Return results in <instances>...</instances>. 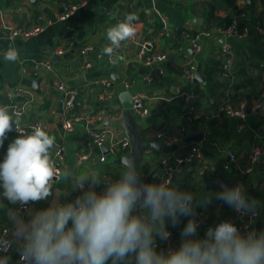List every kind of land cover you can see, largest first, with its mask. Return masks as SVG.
<instances>
[{"label": "crops", "instance_id": "1", "mask_svg": "<svg viewBox=\"0 0 264 264\" xmlns=\"http://www.w3.org/2000/svg\"><path fill=\"white\" fill-rule=\"evenodd\" d=\"M234 4L232 7L227 0H0V105L16 103L23 110L19 125L41 124L56 141L65 144L67 164L63 172L68 171L74 177L83 174L99 178L98 186L90 187L91 181H88L83 190L76 189L70 179L54 182L52 194L32 202L30 214L20 213V203L13 204L4 197L0 181V239H4L7 232L12 240L11 249L5 255L10 258L9 264H23L19 259L24 241H16L13 237L14 219L28 223L37 211L74 202L84 191L101 194L107 183L121 178L124 167L115 166L112 160L130 155L131 149H120L117 156L101 161L103 152L89 146L88 132L92 129L107 131V146L124 137L129 139L122 125L126 109L119 100L124 91L148 100L149 116L141 120L134 115L143 126V141L146 144L158 142V134H163L171 140V145L161 141L173 147L170 154L150 150L144 155L145 167L139 171L143 184L161 182L164 158L187 156L195 149L201 155L198 157L194 153L192 162L184 166L183 173L170 185L193 197V215L178 216L175 226L170 218H165V230L172 234L174 247L178 250L184 239H204L209 228L214 229L222 222L232 223L241 234L243 222L237 210L217 199L224 190L209 185L217 180L218 172H228L229 184L242 187L246 202L250 206L254 204L253 212L257 213L251 231L257 235L264 233V107L259 112L253 110L264 87L261 78L264 37L256 31L258 24L264 25V5L261 0H252L251 4L247 0H234ZM65 5L77 6V10L71 18L61 21L59 16ZM131 13L139 17L133 22L139 44L121 42L116 56L123 59L113 65L102 55V49L109 44L106 30ZM231 19L248 27L250 32L243 39H226L233 48L235 64L233 75L225 77L216 71L225 62L222 31ZM4 24L18 29H31L40 24L44 30L29 39H9L2 30ZM198 34H201L202 51L194 55L190 43ZM70 43L73 48L58 58L53 73L34 69V61L51 58L57 49L68 50ZM142 43L149 44L150 54L166 56L165 61L155 64L154 70L140 63L138 47ZM9 46L19 51L18 61L4 60ZM88 46L94 51L89 57L82 56L81 50ZM86 61L91 62L92 68L84 71L82 67ZM190 64L201 66L202 81L185 77ZM206 71L210 72L209 78L205 77ZM115 74L122 84H116ZM57 80L80 90L77 107H82L84 113H78L87 118L69 133L63 130L58 114L62 94L54 88ZM126 84H130L127 90ZM17 89H22L23 94L10 99L8 93ZM192 92L197 94V99L189 98ZM227 100L235 106L241 103L248 106L245 122L219 112V106ZM191 107H195V112L194 119L190 120ZM100 112H105V116L97 120ZM6 135L0 147V163H3L8 145L20 136L15 125ZM82 153H89L90 158L78 164L77 158ZM230 153L236 163L226 170ZM255 156L256 161L252 163ZM248 168L252 169L251 173L244 175L241 171ZM133 215H147V210L138 207ZM199 217L202 222L196 235L183 237L189 220L197 223ZM154 240L155 251L168 255L166 240L158 235ZM107 264H112L111 259ZM119 264H136L135 254Z\"/></svg>", "mask_w": 264, "mask_h": 264}, {"label": "clouds", "instance_id": "2", "mask_svg": "<svg viewBox=\"0 0 264 264\" xmlns=\"http://www.w3.org/2000/svg\"><path fill=\"white\" fill-rule=\"evenodd\" d=\"M138 19L136 13L127 14L121 22L107 28L109 44L102 49V55L111 64L123 59L116 52L121 42L136 36L133 22ZM4 60L18 61L19 51L9 46ZM14 115L8 106H0V147L13 125L21 132L8 145L0 163L3 195L9 202L28 204L48 198L54 177L57 181L70 179L78 190L85 189L88 181L90 187L98 186V176L61 173L52 158L55 137L41 126L24 133ZM121 164V178L107 183L101 194L84 191L74 202L37 211L28 223L14 219L13 237L24 241L20 254L23 264H107L110 259L112 264H119L130 254H135L136 264H264V233L242 236L230 222L209 228L204 239H184L180 248L168 255L158 254L154 237L169 236L165 218H170L175 226L178 216L193 215V197L170 187V181L141 183L134 158H125ZM221 187L224 191L217 199L237 211L254 210L255 205L246 202L242 187ZM138 207L147 210V215H133ZM197 227L195 221L189 220L182 236L194 237ZM10 247V241L0 239V251L7 252ZM9 259L0 258V264H9Z\"/></svg>", "mask_w": 264, "mask_h": 264}, {"label": "built area", "instance_id": "3", "mask_svg": "<svg viewBox=\"0 0 264 264\" xmlns=\"http://www.w3.org/2000/svg\"><path fill=\"white\" fill-rule=\"evenodd\" d=\"M180 1V0H179ZM77 10V6H71V5H65L63 7V12L59 16V19L61 21H65L69 18H71L75 11ZM3 33L8 34L9 39H14V38H31L39 35L43 30L44 27L40 24L34 26L31 29H18V28H13L7 24H4L2 27ZM256 31L264 37V25L258 24L256 26ZM249 28L241 26L239 21H233L232 24L226 28L223 29L222 33L225 38V44L222 46V53L225 57V62H224V70L223 75L225 77H230L233 75V70H234V64H235V58H234V52L233 48L230 43L227 42L226 39L228 38H236V39H243L246 38L249 35ZM201 34L196 35L191 39L190 43V50L192 54L197 55L202 51V44H201ZM206 36H209L206 34ZM132 44H139L138 38L135 36L131 40H128ZM73 48V44L70 43L69 49L64 50V49H57L53 56L47 60H38L34 61V69L39 70L43 69L49 73H53L55 71V68L57 67L58 64V58L63 56L66 52L70 51ZM94 51V48L92 46H88L84 49L81 50L82 56L89 57L90 54ZM150 49H149V44H141V49L139 51V60L140 63L143 64L145 67L149 68L150 70L155 69V64H158L160 62H163L166 60V56L163 54H150ZM92 68V64L90 61H86L82 69L84 71L90 70ZM196 72H197V66L195 64H190L187 71L185 72V77L188 80L194 81L196 79ZM262 81L264 82V71L261 74ZM54 88L59 91L62 94V112L60 114V122L63 130L67 133L71 132L74 130V127L76 124L80 123L84 119L81 117L77 112V100L80 95V90L78 88L74 87H68L65 82L61 80L54 81ZM108 87L110 84H106ZM126 90L130 88V84L125 85ZM126 92V91H125ZM23 94L22 89H17L15 91L9 92L8 97L10 99H13L16 96H21ZM189 98L191 100H195L198 98L197 94L192 92L189 95ZM147 98L145 96L141 95H136L133 96V109L132 112L133 114L139 118V119H145L149 116L150 114V109L149 105L147 102ZM8 106L10 111L13 112L14 118H21L23 115V110L20 106H18L16 103H8V104H3L0 106ZM264 107V87L261 89L260 92V97L259 99L255 102L253 110L255 112H259L262 108ZM247 108L245 103H241L237 106L233 105L230 103L228 100L222 103L219 106V112L221 114H224L228 116L229 118L233 119H238L242 122H245L247 120ZM190 113L188 115V119H194L193 113L195 112V107H191ZM105 116V112H100L97 116V120H102ZM34 126H41V124H32L27 127H23L22 125H19L20 129L24 131V133H30L31 129ZM15 131L18 135H21L20 131L16 130ZM88 138H89V146L93 149L94 146L96 148H99L102 150V148H106L108 151V154H102L103 156L101 157V161H105L108 156H117V153L120 151V149L123 150H128L131 146V142L127 137L122 138L119 141H113L110 146L106 145V141L109 138L108 132L104 130H89L88 132ZM158 139L163 140L166 144L171 145L170 141L167 136H164L163 134H158ZM55 150H53V155L52 158L54 162L56 163L59 171L63 173L64 168L66 167V155H65V149L66 146L63 142L56 141V145L54 147ZM194 153L197 154L198 157H201L200 153L198 150H194ZM190 154L187 156L183 157H168L164 158L162 161V165L164 168V177L161 180L160 183H163L165 181H170L169 186L171 185L172 181L174 178L178 175H181L184 171V166L186 164H189L192 162V160L195 157V154ZM262 157L264 158V154H262ZM90 158L89 153H82L78 156L77 162L78 164H83L85 161H88ZM256 161V156L252 159V163H255ZM230 163L225 166V169L228 170L231 167V164L236 163V158L234 155L230 153ZM241 171V170H240ZM252 169H244L241 172L246 175L251 173ZM201 176L204 175V172L201 171ZM53 181L56 182V178H53ZM33 210V204L32 202H29L28 204H20L19 205V211L22 214H30ZM239 218L242 219V227H241V234L243 236L247 235L251 231V225H252V220L254 219L255 216H257L256 212H247L245 210H240L237 211ZM201 217V216H200ZM199 217V219H200ZM202 220H198L197 225L199 226L201 224ZM169 233V236L167 237L166 244H167V253L169 254L170 251L177 250L174 245H173V239H172V234ZM4 240L10 241L11 246H12V240L8 237L7 232H5V237ZM157 246V245H155ZM11 247L8 249L7 252L0 251V258L5 257V255L10 251ZM20 262H22L19 259ZM23 263V262H22Z\"/></svg>", "mask_w": 264, "mask_h": 264}, {"label": "water", "instance_id": "4", "mask_svg": "<svg viewBox=\"0 0 264 264\" xmlns=\"http://www.w3.org/2000/svg\"><path fill=\"white\" fill-rule=\"evenodd\" d=\"M248 2H252V0H247ZM223 43L225 44V40H223ZM223 44V45H224ZM138 49H141V46L138 47ZM116 80V84H122V80L118 78V74H115L114 76ZM196 81L203 80L202 77V69L201 66H198L197 72H196ZM39 81L36 82L38 84ZM119 100L123 103L124 108L126 109L125 112V117L122 121V125L126 128V133L131 141V153L130 155H125L123 157H118L114 160H112V164L115 166H123L121 164L122 160L125 158H134L136 161V170L137 174L139 176V171L141 168L145 167V157L144 155L149 152L150 150L152 151H158V152H163L164 154H170L173 151L172 146H166L163 141H158V142H153L151 144H146L143 139H142V130L143 126L139 124L136 120V117L134 116L132 109H133V95H131L128 92H123L119 96ZM250 109V107H249ZM62 112V104L58 108V114H61ZM193 139L189 137V140ZM96 146H94L93 149H95ZM103 154H108V151L106 148H102ZM124 167V166H123ZM217 173V172H216ZM217 180L212 182V184H209L210 186L214 185L217 188L223 189L221 185H226L229 189L235 188V186H232L228 182V172H223L219 174L217 173ZM204 176H202L203 178ZM141 182V180H140ZM142 183V182H141ZM224 190V189H223Z\"/></svg>", "mask_w": 264, "mask_h": 264}, {"label": "trees", "instance_id": "5", "mask_svg": "<svg viewBox=\"0 0 264 264\" xmlns=\"http://www.w3.org/2000/svg\"><path fill=\"white\" fill-rule=\"evenodd\" d=\"M227 2H228V4H230L232 7H235L234 0H227ZM261 2H262V4L264 5V0H261ZM231 23H232V19H231V20H228V23H227V25L225 26V28L228 27V26H230ZM216 72H217V73L221 72L222 75H223V72H225L224 67H219V68L217 69ZM205 77H207V78L210 77V72H209V71H206V72H205Z\"/></svg>", "mask_w": 264, "mask_h": 264}, {"label": "rangeland", "instance_id": "6", "mask_svg": "<svg viewBox=\"0 0 264 264\" xmlns=\"http://www.w3.org/2000/svg\"><path fill=\"white\" fill-rule=\"evenodd\" d=\"M76 112H77V113H78V112H81V114L83 115L84 110H83L82 107L78 106L77 109H76ZM78 114H80V113H78ZM81 114H80V115H81Z\"/></svg>", "mask_w": 264, "mask_h": 264}, {"label": "bare ground", "instance_id": "7", "mask_svg": "<svg viewBox=\"0 0 264 264\" xmlns=\"http://www.w3.org/2000/svg\"><path fill=\"white\" fill-rule=\"evenodd\" d=\"M24 39H29V38H24ZM160 141H161V140H160ZM129 149H131V146H130V148H129ZM129 149H128V150H129ZM54 150H55V149H54Z\"/></svg>", "mask_w": 264, "mask_h": 264}]
</instances>
